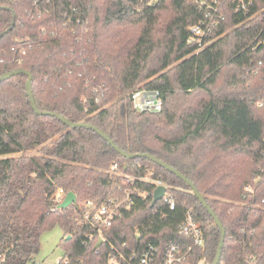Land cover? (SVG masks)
<instances>
[{
    "label": "trees",
    "instance_id": "1",
    "mask_svg": "<svg viewBox=\"0 0 264 264\" xmlns=\"http://www.w3.org/2000/svg\"><path fill=\"white\" fill-rule=\"evenodd\" d=\"M216 1L217 13L198 0H0V77L31 73L41 111L175 168L226 230L220 264H264V0H249L250 16ZM210 21L202 45L190 42ZM27 81L0 82V264H29L55 226L64 232L59 264H138L149 246L172 245L186 254L180 264L214 263L221 232L183 180L121 156L93 130L38 115ZM139 89L160 92L162 111L134 110ZM158 180L167 192L152 206ZM59 189L77 202L58 209ZM89 201L94 213L119 214L87 222ZM189 214L202 248L181 234Z\"/></svg>",
    "mask_w": 264,
    "mask_h": 264
},
{
    "label": "built area",
    "instance_id": "2",
    "mask_svg": "<svg viewBox=\"0 0 264 264\" xmlns=\"http://www.w3.org/2000/svg\"><path fill=\"white\" fill-rule=\"evenodd\" d=\"M236 3V14H243L245 16H250L251 6L253 5L252 1L249 0H232ZM199 7L201 9L208 8L217 13L216 5L217 1L215 0L213 4L209 0H198ZM217 23L210 22H201L200 24L194 26L191 29L192 38L190 42L198 41L200 46L204 38L212 32V27L216 26ZM132 105L134 110L138 112H149V113H158L163 109V99L158 91H149L146 89H139L132 93ZM157 187H165L164 183L160 180L155 181ZM166 195V194H165ZM67 194L59 189L55 195L56 202L60 205L66 198ZM166 202L168 200L166 199ZM87 212L84 215V219L87 222L93 224H99L100 227L104 226L116 216H118L119 211L117 208H108L106 206L99 208L98 210L92 212L90 209H93V203L87 202L85 204ZM59 208V206H58ZM170 209L174 210L175 205L173 202H170ZM181 234L187 237H191L195 247L202 248L205 245L204 234L201 229L200 224L189 214L187 221L183 224L181 228ZM186 254L182 252L181 246L172 245L165 252H159L153 246H149L142 257L139 259L138 264H180L185 261ZM112 264H116L115 258L111 260Z\"/></svg>",
    "mask_w": 264,
    "mask_h": 264
},
{
    "label": "water",
    "instance_id": "3",
    "mask_svg": "<svg viewBox=\"0 0 264 264\" xmlns=\"http://www.w3.org/2000/svg\"><path fill=\"white\" fill-rule=\"evenodd\" d=\"M21 74H24L28 77L27 86H26L28 96L30 98V102H31L33 110L38 115H42V116L49 115V116L55 117V118L59 119L60 121H62L65 125H67L71 129L87 128V129L93 130L98 135H100L102 138H104L121 156H123L129 160L136 159V158H142V157L149 159L150 161H152V162L158 164L159 166L167 169L171 173L175 174L178 178L183 180L192 189L194 195L198 198V200L201 202V204L207 209L208 213L211 215L215 224L217 225V227L219 228V230L221 232V240L219 243V247H218V251H217L215 261L213 263V264H220L221 259H222L223 248H224V244H225L226 230H225L221 220L219 219V217L215 213V211L211 208V206L208 204L206 199L202 196V194L199 192V190L197 189V187L195 186V184L192 181H190L187 177H185L183 174H181L175 168L164 163L163 161H161L160 159H158L155 156H152L149 154H146V155L128 154V153L122 151L117 145H115V143L103 131H101L100 129H98L94 125L85 124V123H73L58 113L41 111L37 106V103H36V100H35V97L33 94V87H32L33 76L31 73L23 71V70L10 72V73H7V74L3 75L2 77H0V82L8 80L12 77H15V76H18ZM166 192H167L166 187H163V186L158 187L157 190L155 191V194H154V200H153L152 206H155L156 203L160 202L164 198ZM76 202H77L76 194L73 192H70L67 194L65 200L59 205L58 209H60V210L67 209V208L71 207L73 204H75ZM67 239H70V237H68ZM102 241L103 240L100 239V243L98 246H100Z\"/></svg>",
    "mask_w": 264,
    "mask_h": 264
},
{
    "label": "rangeland",
    "instance_id": "4",
    "mask_svg": "<svg viewBox=\"0 0 264 264\" xmlns=\"http://www.w3.org/2000/svg\"><path fill=\"white\" fill-rule=\"evenodd\" d=\"M26 155H38V150L26 153ZM15 156L19 155H11L9 157ZM63 238L64 232L60 226H55L45 232L41 237V250L29 264H59L66 256L65 250L60 246Z\"/></svg>",
    "mask_w": 264,
    "mask_h": 264
}]
</instances>
